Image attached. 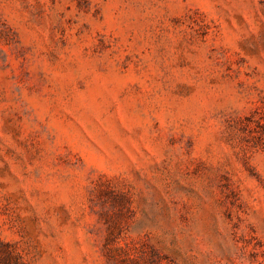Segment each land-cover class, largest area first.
Returning a JSON list of instances; mask_svg holds the SVG:
<instances>
[{
  "label": "rangeland",
  "instance_id": "374dc122",
  "mask_svg": "<svg viewBox=\"0 0 264 264\" xmlns=\"http://www.w3.org/2000/svg\"><path fill=\"white\" fill-rule=\"evenodd\" d=\"M0 264H264V0H0Z\"/></svg>",
  "mask_w": 264,
  "mask_h": 264
}]
</instances>
